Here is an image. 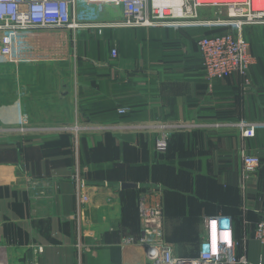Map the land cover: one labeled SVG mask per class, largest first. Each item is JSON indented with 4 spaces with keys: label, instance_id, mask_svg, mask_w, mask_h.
Wrapping results in <instances>:
<instances>
[{
    "label": "crops",
    "instance_id": "0c3cea01",
    "mask_svg": "<svg viewBox=\"0 0 264 264\" xmlns=\"http://www.w3.org/2000/svg\"><path fill=\"white\" fill-rule=\"evenodd\" d=\"M86 11L101 21L120 15L107 7ZM216 19L201 8L196 22L178 28L108 27L91 33L101 47L91 44L88 57L36 36L27 62L1 61L0 264H146L142 247L120 246L140 234V187L159 192L174 256H195L205 217L222 213L240 215L246 235L238 237L237 224L234 239L244 264H264V245L252 239L264 201V63L252 53L249 88L237 75L209 86L197 40ZM93 103L115 112L87 121L80 107ZM242 124L258 125L253 137L242 136ZM243 151L260 158L246 183ZM76 160L83 176L100 182L87 188L80 230L69 179Z\"/></svg>",
    "mask_w": 264,
    "mask_h": 264
},
{
    "label": "built area",
    "instance_id": "2783aa9c",
    "mask_svg": "<svg viewBox=\"0 0 264 264\" xmlns=\"http://www.w3.org/2000/svg\"><path fill=\"white\" fill-rule=\"evenodd\" d=\"M119 10V17L101 21L94 15L89 17L87 8ZM181 12L176 14L168 3L162 6L152 0H0V63L9 60L14 64L27 62L30 54L29 39L45 35L59 45H71L73 49L77 37L82 33L101 35L103 29L111 28H150L156 26H180L196 22L198 10L209 8L215 11L216 19L207 25L226 26L228 30L216 36H202L197 40L201 56L204 78L209 86L215 81L237 75L242 78L245 88H249L252 79L250 69L255 58L250 52L249 43L243 36V29L248 26H264V0H181ZM43 38V37H42ZM75 56V55H74ZM115 47L110 50V57L117 58ZM51 57V56H49ZM123 114L128 110L118 108ZM25 117L19 118L23 124ZM242 136L253 137L257 124H242ZM167 136L157 142V148L163 150ZM243 183L252 177L260 158L257 153L241 152ZM76 160L69 179L75 184L76 205L72 219L80 230L83 225V212L88 204V186L92 185L82 175ZM26 180L29 177L26 176ZM31 181V180H30ZM107 186V182H103ZM244 187V186H242ZM140 234L138 237L125 236L121 247L140 246L144 249L146 264H240L243 256L237 255V243L233 236V222L230 216L222 213L205 217V237L195 256L180 258L174 256L170 244L164 237V214L159 192L150 189L142 193L138 201ZM227 219L230 235L227 241L221 233L225 229L221 221ZM213 221L216 224V250H211ZM245 238H243L244 240ZM252 239L264 245V201L259 211V220L253 230ZM208 245V247H205ZM42 253L41 246L34 249L37 256ZM35 260V259H34ZM36 264V260L33 262Z\"/></svg>",
    "mask_w": 264,
    "mask_h": 264
},
{
    "label": "trees",
    "instance_id": "16d2710c",
    "mask_svg": "<svg viewBox=\"0 0 264 264\" xmlns=\"http://www.w3.org/2000/svg\"><path fill=\"white\" fill-rule=\"evenodd\" d=\"M251 26H248V27H245L243 29V32L246 28H250ZM228 30V28L226 26H215V28H213L210 32H207L205 33L203 36H207V37H211V36H216V35H221L223 33H225L226 31ZM243 36H244V33H243ZM98 41V40H96ZM98 44V47H101V44L100 42L98 41L97 42ZM250 52L251 54L253 53V51L251 50L250 48ZM257 58V57H256ZM80 64L83 66L85 64H89L91 65L90 61L88 59H79ZM86 67L85 68H88L87 65H85ZM113 113L115 112V107H108L107 106H102L100 104H97V103H93L91 105H84L82 107H80V112L82 113V116L84 117L85 120L87 121H101L102 119H100V117L102 116L103 113H106V112H112ZM106 113V114H108ZM119 119L120 120H128L127 119V114L126 115H121L119 116ZM90 183L92 184H100V182H95L91 179L88 180ZM148 189V188H147ZM147 190L146 189H143V188H139V193H145ZM259 215V214H258ZM232 217V216H231ZM259 218L257 219V222H258ZM232 222H233V236L234 238H238V237H243L244 235H246V229L244 228V226L241 224V220H240V215H238L237 218H232ZM256 222V223H257ZM255 223V225H256ZM238 224L239 226V236L238 237H235V230H236V225ZM255 225L253 227V229L255 228Z\"/></svg>",
    "mask_w": 264,
    "mask_h": 264
},
{
    "label": "rangeland",
    "instance_id": "374dc122",
    "mask_svg": "<svg viewBox=\"0 0 264 264\" xmlns=\"http://www.w3.org/2000/svg\"><path fill=\"white\" fill-rule=\"evenodd\" d=\"M155 2L154 0H152ZM168 2V1H167ZM172 3V2H170ZM89 16L91 19L95 15L93 11H90ZM212 13H209L211 15ZM244 38L249 43L251 50L253 51L254 55L257 57L256 61L258 63H264V26H251L250 28H246L244 30ZM91 33H82L77 37L76 43V52L85 51L86 56L88 57L86 50L92 44L95 46L97 42L93 39ZM1 74V70H0ZM8 91V87L5 89V92Z\"/></svg>",
    "mask_w": 264,
    "mask_h": 264
},
{
    "label": "clouds",
    "instance_id": "9594fccd",
    "mask_svg": "<svg viewBox=\"0 0 264 264\" xmlns=\"http://www.w3.org/2000/svg\"><path fill=\"white\" fill-rule=\"evenodd\" d=\"M222 227L225 229L221 233V237L223 240L227 241L229 239L230 230H229V223L227 219L221 221ZM205 247H208V245H205ZM211 250L215 252L216 250V227H212V234H211Z\"/></svg>",
    "mask_w": 264,
    "mask_h": 264
},
{
    "label": "bare ground",
    "instance_id": "6f19581e",
    "mask_svg": "<svg viewBox=\"0 0 264 264\" xmlns=\"http://www.w3.org/2000/svg\"><path fill=\"white\" fill-rule=\"evenodd\" d=\"M155 4H158L160 6H162L164 3H168L169 5H171L173 7V11L176 14H179L181 12V8H180V1L181 0H154ZM168 1V2H167ZM172 2V3H170Z\"/></svg>",
    "mask_w": 264,
    "mask_h": 264
},
{
    "label": "water",
    "instance_id": "95a60500",
    "mask_svg": "<svg viewBox=\"0 0 264 264\" xmlns=\"http://www.w3.org/2000/svg\"><path fill=\"white\" fill-rule=\"evenodd\" d=\"M119 187H120V189H126V188H130V187H137V185L131 184V183H121Z\"/></svg>",
    "mask_w": 264,
    "mask_h": 264
},
{
    "label": "snow or ice",
    "instance_id": "6c2138e0",
    "mask_svg": "<svg viewBox=\"0 0 264 264\" xmlns=\"http://www.w3.org/2000/svg\"><path fill=\"white\" fill-rule=\"evenodd\" d=\"M215 226H216L215 221H213V227H215Z\"/></svg>",
    "mask_w": 264,
    "mask_h": 264
}]
</instances>
